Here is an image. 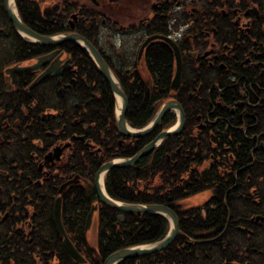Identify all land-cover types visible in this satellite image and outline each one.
<instances>
[{
	"label": "trees",
	"instance_id": "16d2710c",
	"mask_svg": "<svg viewBox=\"0 0 264 264\" xmlns=\"http://www.w3.org/2000/svg\"><path fill=\"white\" fill-rule=\"evenodd\" d=\"M158 2V15L139 16L135 25L127 17L122 21L108 17L86 0H16L23 21L42 35L72 31L69 19L77 14L75 31L95 45L120 81L129 99L127 119L133 127L146 126L172 98L185 111V128L179 135L165 138L135 165L115 167L106 175V190L114 199L163 204L180 217L182 234L168 248L119 264H264V231L256 225L251 233L242 229L255 208L249 193L259 174L253 169L256 139L245 136L241 123H251L249 135L258 133L252 119H258L260 108H249L247 122L244 110L234 116L228 111L229 105L242 98L241 90L251 93L254 101L264 94V76L253 74L263 69L258 55L261 52L264 57V0H250L258 5L261 20L250 35L231 44L242 50V61H246L245 53L252 55V61L239 68L227 63L217 70L206 63L193 64L184 54L187 58L178 91L171 88L175 61L167 43L153 42L142 65L131 61L127 52L136 51L149 36L171 34L173 19L176 24L188 25L178 41L181 50L205 51L204 29L196 31L199 38L194 37L195 19L200 17V24L219 29L224 24L216 20L220 4L211 0ZM231 4L234 8L235 2ZM165 7L171 11L180 7V13H168L167 20ZM9 35L15 40L22 38L0 0V40L8 46ZM61 47L73 65L62 76H50L32 89L28 86L35 78L33 72L15 74L0 84V93L8 92L4 100L0 96V264H79L64 248L53 222L60 187L76 177L79 183L71 184L63 196V223L86 264H103L120 249L160 241L170 229L162 214L125 213L101 204L94 178L106 162L134 156L155 135L174 125L176 114L168 113L149 136L121 135L115 97L88 51L75 42ZM13 49L18 63L37 58L51 47L25 41L22 49L16 43ZM13 64L15 61L2 62L0 71ZM215 116L216 125L208 122ZM202 123L203 130L199 129ZM67 142L70 147L62 159L40 169L45 155ZM204 192L210 193L203 204L183 207L184 200ZM93 205H98L96 246L85 230Z\"/></svg>",
	"mask_w": 264,
	"mask_h": 264
},
{
	"label": "flooded vegetation",
	"instance_id": "af4514ba",
	"mask_svg": "<svg viewBox=\"0 0 264 264\" xmlns=\"http://www.w3.org/2000/svg\"><path fill=\"white\" fill-rule=\"evenodd\" d=\"M86 1L89 2V0H86ZM211 1L212 2L219 1L220 6H219L218 10H216L218 12L217 13L218 17L216 18V20L218 22H224V24L218 29L216 26H213V25L205 26V25L200 24V22H201L200 17H197L195 19L196 25H195L194 37L199 38L200 34L198 32L196 33V31H198V29H204L205 35H203V36H204V38L207 42V45H208L207 49L205 51H203L201 53H199L197 51H190L189 53H185L181 50V48L178 44V41L184 37L185 30L188 28V25H184L182 23L176 24V19H173L172 22L170 23L171 34L165 35V36L172 38L177 43V45L179 46L180 51L182 53V59H183L182 80H183V73H184V62L187 58L184 56V54L189 55L190 59L192 60L191 63H193V64L206 63L209 66H211L217 70L224 69V67H226L227 63L232 64V67L239 68L240 65L244 66L245 62L249 64L253 59L251 54H250L251 55L250 56L248 53H245V54H247L246 55V61L245 62L242 61V57H243L242 50L240 48L237 49V47L232 46L231 44L236 42L242 36H244V35L248 36L252 33L253 27L257 24L258 21L261 20V11H260L258 5H253L250 2V0H247L249 3L247 5H244V6H243V3H241L242 0H211ZM231 2L232 3L235 2L234 8H233V5L231 4ZM115 4H124V5L128 6L129 12L124 14L121 10H118L116 12L113 11V12H115L113 14L109 13L110 5H115ZM160 4H161V2H158V0H141V1L140 0H101V1L98 0V4H93V5L100 7L101 13H104L105 15H107L110 18L122 21L123 19H125V17H127V18L132 20L131 22H134L135 25H137L140 21L138 19L139 16H143L145 14V15L149 16V18L150 17L151 18L156 17L158 15V9H159L158 7ZM165 8H162V9H165ZM163 11H165L164 17L167 20H169L170 16L168 15V13L179 12L180 7H177L176 9H174V11H171L169 8H166ZM72 18H74L75 21H73ZM72 18L69 19V25L72 28V31L77 32V31H75V29H76L75 23L78 21L77 14L76 13L73 14ZM103 20L105 21V19H103ZM225 27L227 28V30H229V28H230L231 31L224 32ZM233 27H235L234 31L232 30ZM77 33H79V32H77ZM161 35H164V34H161ZM8 40L13 45H15V43H16L18 45V47L21 49L23 48V42L26 41L23 38H21V40H15V37L14 36L12 37L10 35L8 37ZM159 40L160 39L154 40V41H151L150 43H148V45L144 48V50L142 51L141 54H140V51H141L142 45L138 49H136L135 54H134V62L142 65L144 63V57L147 54L148 47L153 42L159 41ZM193 40L194 39H192V41ZM160 41H163V40H160ZM163 42H165V41H163ZM165 43H167L171 47V45L168 42H165ZM62 45H60V46H48V47H51V50L45 54H51V53L58 50V52L55 54V56L52 58V60L48 64H46L45 66H42L40 69H38L36 71H31V70L25 71V72H33L35 75L34 80L28 86L30 89L40 85L44 80H46L50 76H54V77L62 76L63 71H67V70L73 68L72 59L69 57L68 53L62 49V47H61ZM171 49H172V47H171ZM256 50L260 51V47H256ZM172 51H173V49H172ZM45 54H42V55H45ZM42 55H40V56H42ZM59 56H60V60L62 61L63 65L70 59L71 60V63H70L71 67H69V64L65 65L62 68V71L59 75L50 74L47 77H45L44 79H42L39 83H37L36 85L31 87L33 82ZM173 56H174V61L176 62L174 51H173ZM15 57H16V55L14 52V55H9L4 60V62L5 61H13V63L15 61V64L4 67V69H2L0 71V84L3 80L4 81L11 80V77L15 74L25 73V72H20V73H14V74L9 75V74H6V72H5L6 68L14 66V65H24V63L29 62V61H35L36 62L37 58H38L37 57V58L31 59L29 61H23V62L16 63L17 61L15 60ZM18 57H21V55H18ZM258 57H259V61L261 63V66L263 67V69L257 74H256V71H253V74L259 75V76H264V57L261 54V52L259 53ZM29 65H31V64H29ZM196 68H197V65H194V69H196ZM143 74H144V71H143ZM144 75H146V72ZM261 90L264 93V88ZM112 93H113V91H112ZM241 93H242V98L239 101H236L234 104H231L228 106V111L230 113V114L229 113L228 114L230 116L237 115L240 110H244L245 115L248 116V118L245 120V122H247V120L250 121V113L248 112L249 108H251V107L252 108H254V107L260 108V111L258 112V119L256 117H253V119H252V123H254L255 126L258 127V130H259L258 133L254 134V135H252V134L249 135L248 134V131H249L248 128L250 127L251 123H241V127L244 129L245 136L249 140H255L256 139L257 145L254 148V150L252 151V154L256 155V157H255L256 166L253 169L255 172V168H256V171L258 173H256V172L255 173L259 174V176L257 177L258 180L255 181V186L251 189L252 192L249 193V194L253 195V201H254L256 209L254 208V210L252 211L253 213L251 214L249 219L246 220L247 225L246 226L243 225L242 229H243V231L247 230L248 233H251L254 230L253 228H255V225H256V226H258L259 230H261L263 232L264 231V104H263L264 103V94L259 95L258 99L254 101L251 93L248 94L245 90H241ZM7 94H8V92L4 93L3 95L0 93V96H2V100H4V98ZM113 95L115 97L116 110H117L118 101H117V98H116L114 93H113ZM172 99H175V98H172ZM172 99H169V100H172ZM231 99H233V97H231ZM169 100H166L165 102H167ZM175 100H177V99H175ZM1 110H2V105L0 102V111ZM185 116H186V114H185ZM40 118H43V117L40 116ZM208 122H211V123L216 125V123H218V118L216 116L212 117V118L209 117ZM204 128H205V124L202 123L199 126V129L203 130ZM125 137H127V136H125ZM59 147L62 149L61 156L59 158L55 157L52 161H47L46 157L50 153H55V150ZM69 147H70V143L67 142V143H64L62 145H58L54 149L50 150L45 155L44 163L40 169H43L45 165L54 163L55 161H59L60 159H62L65 151ZM38 184H41V181H39ZM68 187L66 188V190L68 189ZM66 190H65V192H66ZM256 191L258 193L253 194V192H256Z\"/></svg>",
	"mask_w": 264,
	"mask_h": 264
},
{
	"label": "water",
	"instance_id": "95a60500",
	"mask_svg": "<svg viewBox=\"0 0 264 264\" xmlns=\"http://www.w3.org/2000/svg\"><path fill=\"white\" fill-rule=\"evenodd\" d=\"M94 4H98V0H90ZM4 10L9 17L10 21L12 22L13 27L15 30L26 40L34 43H40L45 46H60L65 42H75L85 48L86 51L89 52L90 56L96 63L99 71L108 81L111 90L115 94L116 98L119 97L122 100L121 107H118V114H117V125L118 129L121 134L128 136V137H145L152 134L155 129L159 126L161 121L165 118V116L170 111H177L179 114V121L178 123L169 129L161 131L158 133L154 139L146 145L143 149H141L137 154L130 158L124 159H115L109 161L102 165L98 172L96 173L94 179V185L96 189V193L100 203L106 205L112 209H116L125 213H157L162 214L168 218L171 223V229L168 234L165 236L164 239L150 243L145 245H137L132 247H126L120 249L112 254H110L104 261L103 264H118L120 261L131 258V257H139L144 255H149L155 252H159L168 248L176 239V237L182 234L180 229V219L177 213L170 207L162 204H131V203H124L113 199L107 192L105 185L104 188L101 185L102 180L104 181L106 173L115 168V167H126L131 166L137 163L142 157L150 154L157 146H159L166 137L171 135H178L180 134L184 127H185V112L182 105L175 99L169 100L165 102L161 108L156 113L155 117L146 127L142 129H135L130 126L127 120V111L129 108V99L127 94L125 93L124 89L122 88L120 82L116 78L115 74L113 73L112 69L99 52V50L93 45V43L88 40L85 36L76 33V32H67L59 35H42L31 27H29L21 18L19 10L17 8L16 0H3ZM160 39L168 42L175 54L176 60V73L175 77L172 82V89L178 90L181 86L182 82V72H183V59L182 53L180 51L179 46L177 43L170 37L165 35H152L146 39L143 43L140 54L144 50V48L153 40ZM58 52L55 51L51 54H46L38 57L37 61L31 65H14L5 69L6 74H14L20 73L25 71H36L40 69L42 66L48 64L55 54ZM71 60L69 59L64 65L60 60V56L33 82L31 87L39 83L42 79L47 77L50 74L59 75L62 71V68L65 65L69 64L71 67ZM62 153V149L59 147L55 150V153H50L46 158L47 161H52L55 157H60ZM79 179L75 178L66 183H64L61 188L59 189V197L56 199L53 209V221L54 226L57 231L63 237V245L67 252L77 261L79 264H86L87 260L83 257L80 250L74 245V243L69 238L62 217V199L65 193L66 188L74 183H78ZM98 209V205H94L89 212L87 219H86V226L85 229L88 231L92 225L93 217L95 211Z\"/></svg>",
	"mask_w": 264,
	"mask_h": 264
},
{
	"label": "rangeland",
	"instance_id": "374dc122",
	"mask_svg": "<svg viewBox=\"0 0 264 264\" xmlns=\"http://www.w3.org/2000/svg\"><path fill=\"white\" fill-rule=\"evenodd\" d=\"M141 1V0H140ZM118 10H121L124 14L125 13H128L129 12V7L124 5V4H115V5H110L109 7V13L113 14L115 13L116 11ZM115 11V12H113ZM2 16V15H1ZM3 17V16H2ZM4 18V17H3ZM1 20L3 22H5L4 19L1 18ZM73 21H75L74 18H72ZM128 44L129 46L131 47L133 45V42H131V40L129 39L128 40ZM14 46L12 43L10 44V46L6 45L3 43L2 40H0V64L2 62H4V60L9 56V55H14ZM13 47V48H12ZM130 57L132 58L131 61L134 62V54H135V51L132 49V53L131 51L127 52ZM35 61H29V62H26L24 63V65H29V64H32L34 63ZM143 71H144V74L145 72L147 73V71L145 70V67H143ZM209 193L210 192H204L200 195H197V196H193V197H190L186 200H184L182 202L183 204V207L187 208L189 206H193V205H201L203 204L209 197ZM94 219L95 221H93V223H97V218H96V215L94 216ZM90 234H88L89 236V241L91 242V244L93 246H96V243H97V225L95 224V226L93 225L91 231H89Z\"/></svg>",
	"mask_w": 264,
	"mask_h": 264
},
{
	"label": "bare ground",
	"instance_id": "6f19581e",
	"mask_svg": "<svg viewBox=\"0 0 264 264\" xmlns=\"http://www.w3.org/2000/svg\"><path fill=\"white\" fill-rule=\"evenodd\" d=\"M117 101H118V107L120 108L121 107V102H122V100L119 98V97H117ZM101 185L103 186V188H104V181L102 180V182H101Z\"/></svg>",
	"mask_w": 264,
	"mask_h": 264
}]
</instances>
